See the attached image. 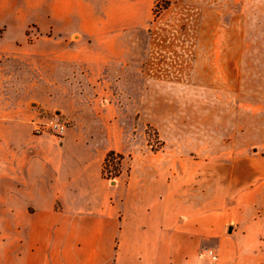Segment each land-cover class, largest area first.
<instances>
[{"label":"crops","instance_id":"1","mask_svg":"<svg viewBox=\"0 0 264 264\" xmlns=\"http://www.w3.org/2000/svg\"><path fill=\"white\" fill-rule=\"evenodd\" d=\"M202 5L209 144L179 157L115 116L127 96L111 71L143 67L155 0H0V68L33 69L69 122L57 141L0 109V264H264V0ZM95 129L104 147L83 139ZM110 151L127 157L115 183Z\"/></svg>","mask_w":264,"mask_h":264},{"label":"rangeland","instance_id":"2","mask_svg":"<svg viewBox=\"0 0 264 264\" xmlns=\"http://www.w3.org/2000/svg\"><path fill=\"white\" fill-rule=\"evenodd\" d=\"M202 12V0L190 5L171 4L168 9H161L149 28V50L143 67L111 71L113 77L122 78V84L116 85L115 91L127 96L124 116L122 112L117 116L115 111L116 118L124 120L127 133L136 142L147 143L153 151L164 156H197L209 144L204 127L208 125V117L204 116L202 90L203 77L208 70L203 65L201 38L198 40L193 35L201 28ZM32 30L30 27L28 34ZM1 61L2 58L0 64ZM23 61L25 64L28 60ZM21 66L22 62L8 70L0 68V109L19 111L20 134L26 126L33 130L32 120L55 112L59 114L57 105L43 106L47 95L43 84L34 90V70ZM50 103L67 105L68 100L55 96ZM114 108L118 109V101L114 102ZM82 135L91 146L108 144L103 130L95 129ZM122 156L121 166L111 169L112 182H117L124 173L122 162L127 157ZM116 172H120V176L113 178Z\"/></svg>","mask_w":264,"mask_h":264},{"label":"built area","instance_id":"3","mask_svg":"<svg viewBox=\"0 0 264 264\" xmlns=\"http://www.w3.org/2000/svg\"><path fill=\"white\" fill-rule=\"evenodd\" d=\"M33 134L35 136H52L57 141H62L69 128V122L66 121L63 116L58 113H53L51 116L38 117V119L32 120ZM206 256L212 261L218 260V254L214 250H208Z\"/></svg>","mask_w":264,"mask_h":264},{"label":"trees","instance_id":"4","mask_svg":"<svg viewBox=\"0 0 264 264\" xmlns=\"http://www.w3.org/2000/svg\"><path fill=\"white\" fill-rule=\"evenodd\" d=\"M171 5V2L165 1V0H155V7H154V18L158 17V14H160L161 9H168ZM123 159V156L119 153H116L115 151H110L107 156L105 157L103 168H102V174L104 178L110 180V173H112V170H117L119 166H121V160ZM112 169V170H111ZM120 172H116L113 178L119 177Z\"/></svg>","mask_w":264,"mask_h":264},{"label":"water","instance_id":"5","mask_svg":"<svg viewBox=\"0 0 264 264\" xmlns=\"http://www.w3.org/2000/svg\"><path fill=\"white\" fill-rule=\"evenodd\" d=\"M113 183H115V182H113Z\"/></svg>","mask_w":264,"mask_h":264}]
</instances>
